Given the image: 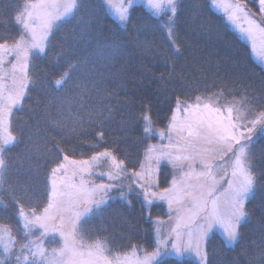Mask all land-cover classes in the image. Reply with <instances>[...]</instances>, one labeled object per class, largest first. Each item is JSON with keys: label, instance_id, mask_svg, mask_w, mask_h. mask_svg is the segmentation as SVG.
Wrapping results in <instances>:
<instances>
[{"label": "trees", "instance_id": "16d2710c", "mask_svg": "<svg viewBox=\"0 0 264 264\" xmlns=\"http://www.w3.org/2000/svg\"><path fill=\"white\" fill-rule=\"evenodd\" d=\"M34 1L0 0V37L19 39L25 30L15 16ZM239 1L264 27L258 0ZM135 7L133 20L122 23L109 13L103 0H79L74 14L54 25L49 56L41 57L36 67L30 63L31 82L12 115L16 140L6 148L9 167L0 168V177L7 181L0 194L9 184L26 211L44 207L41 202L44 199L46 203L48 198L51 169L65 155L88 159L108 149L128 168L141 170L145 148L161 141L158 132L167 129L177 99L195 103L199 96L205 103L217 102L223 109L230 106L234 117L238 109L248 119L252 118L249 109L260 110L253 101L264 104V66L253 58L249 45L210 0H177L173 15L175 47L159 27L167 17H157L141 4ZM64 72L71 78L57 88L54 81ZM34 73L40 74L38 81ZM146 108L156 132L145 137L143 122L136 118ZM252 139L246 149L248 164L260 175L246 204L251 214L241 222L242 236L234 245L213 231L206 246L210 264H264V131L257 128ZM159 168L157 181L163 189L171 181L170 167L163 164ZM16 174H21V185L14 184L12 177ZM31 175L36 178L32 183ZM121 182L129 183L127 179ZM124 190L126 199L110 200L115 214L107 220L103 235L99 226L98 237H113L115 242L120 232L117 242L110 243L113 247L116 244L125 251L146 244L152 251L153 219L174 212L166 203L148 205L136 191ZM18 211L14 202H0V224L11 228L15 239L21 240L29 232L21 229L23 220ZM30 237L24 242L34 241ZM166 264L197 262L170 256Z\"/></svg>", "mask_w": 264, "mask_h": 264}, {"label": "snow or ice", "instance_id": "6c2138e0", "mask_svg": "<svg viewBox=\"0 0 264 264\" xmlns=\"http://www.w3.org/2000/svg\"><path fill=\"white\" fill-rule=\"evenodd\" d=\"M136 3L137 0H122L116 10L119 21L124 23L133 20L137 12ZM144 3L153 15H159L165 7L172 13L177 12L176 0H144ZM76 7V0H68L67 3L40 0L39 4H25L24 10L15 16L16 22L22 24L25 30L19 34V39L0 37L3 41L0 43V50H3L0 65L5 63L4 55L15 53V60L9 62L15 90L6 96L0 93V98L3 99L0 104V126L3 125L4 118L11 114L12 107L20 104L26 94L31 82L28 75L30 63L36 67L41 57L49 56L47 48L54 25ZM244 7L246 5L237 6L238 9ZM259 7L264 13V0H259ZM159 27L167 32L175 47L176 29L173 16H168ZM248 33L251 36L250 29ZM9 39L13 41L11 45L8 43ZM34 75L38 81L40 74ZM70 78L69 72H64L60 79L54 81V85L57 88L65 86ZM252 103L260 110L254 112L249 109L248 116H251V119L240 115L238 109L237 116L233 117V108L228 107L227 115L212 124L203 119L192 118L200 112L201 107L210 110L209 104L199 96L194 104L177 99L167 132H158L159 136L168 139L169 144L160 148L147 146L145 160L139 164L141 170L128 168L124 160L117 159L108 149L79 161L65 155L63 161L51 169V193L47 205L42 209L33 207L26 211L15 189L9 186L0 194V202L9 200L10 203L17 204L18 215L24 221V228L37 227L40 234L28 243L24 240L32 233H27L21 240H16L10 235L8 242L2 244L0 264H124L119 257L110 258L106 255L107 249L100 242L83 243L82 220L92 213L94 207L106 205L111 199L109 193L114 190L121 199H126L125 187L136 191L148 205L156 198L166 200L170 212L175 213V217L169 215L170 221L175 219V226L164 235L157 229L153 250H143L142 257L137 258L135 264H166L167 257H181L186 253L194 254L198 264H210L205 245L214 228L222 227L226 241L232 244L241 238V222L251 214L246 204L254 193L260 174L248 164L250 157L246 155V149L253 143L252 138L257 128L264 131V104H255V101ZM180 111L188 114L182 122L177 117ZM149 112L146 108L145 113L136 118L143 122L142 132L145 137L156 132ZM216 112L219 113L220 109H216ZM185 132L187 135H184ZM172 133H175V140ZM100 136L103 137V133H100ZM14 140L16 137L11 132L0 137V168L9 167L4 146L10 145ZM102 158L112 161L107 174L95 171V164ZM226 158L232 159L233 164L225 194L221 192L217 175L220 172L227 174L221 163ZM162 160L171 164L175 174L169 186L160 189L153 177L160 171ZM69 167L72 169L71 178L65 175L64 179H61L60 173H67ZM94 175H107L110 181H120L124 178L129 183L126 186L122 182L95 183L90 179ZM6 183L7 181L0 177V184ZM155 223L159 224L161 221L157 219ZM5 231L10 233L12 229L5 226ZM49 235H58L62 241L60 248L53 249L54 253L59 254L56 260L49 259L42 246L43 238ZM33 243L35 247L31 250ZM133 255H136V249L133 250Z\"/></svg>", "mask_w": 264, "mask_h": 264}, {"label": "rangeland", "instance_id": "374dc122", "mask_svg": "<svg viewBox=\"0 0 264 264\" xmlns=\"http://www.w3.org/2000/svg\"><path fill=\"white\" fill-rule=\"evenodd\" d=\"M103 1L105 2L109 13L112 16H114L117 20H119L116 10L119 8V5L122 2V0H103ZM57 2L58 3H67L68 0H57ZM78 2H79V0H76V4H78ZM32 3L39 4L40 0H35ZM176 3H177V0H176ZM257 3L259 4V0L257 1ZM136 4H141L144 7H146L147 10H149L147 8V6L145 5L144 0H137ZM210 4L212 5V7L215 10L220 12L225 17V19L230 24V26L249 45L253 58L258 63H260L264 66V27L258 20H256L252 16V13L250 12L249 9H247V7H244L243 9L237 8L238 5H245V4L240 2L239 0H210ZM75 9H73V11L70 14L63 16L61 19L68 18V17L72 16L75 12ZM61 11H62V9H61ZM149 11H151V10H149ZM173 15H174V13H172L168 7H165L159 15H155V16H157V17H159V16L168 17V16H173ZM249 29L251 30V36H249V33H248ZM253 44H254V48H253ZM9 45H11V44H9ZM0 55H3V50H0ZM14 60H15V53H11L9 55H4L5 63L3 65H0V69H2V70H0V93H2L3 96L8 95L9 92H12L15 90V87L12 83L11 63H9L10 61H14ZM26 92H27V89H26ZM22 101L20 104L14 105L12 107L11 114L4 118V123L2 126H0V137L7 135L9 132H11L13 135V132L11 129V120H12L13 111L22 104ZM225 102H227V101H225ZM2 103H3V99L0 98V104H2ZM188 103L194 104L192 102H188ZM216 103L217 102H215V104L208 103L210 106V110L203 109V107H201L200 112L198 114L194 115L192 118L193 119H203L206 122L216 124L219 119H222L224 116L227 115L226 109L228 108L227 107V108L223 109V108H221L222 106L220 104H216ZM216 109H220V112L217 113ZM187 116H188V114L184 113L183 111H180L177 113L178 120L181 122L184 119H186ZM232 116H233V113H232ZM164 131L167 132V129ZM184 135H187V132H185ZM172 137H173V140H175V133H172ZM158 138H161V141H157V143L153 144L156 148H160L162 146H167L169 144L168 139L161 137V136H158ZM14 142H15V140L10 145L4 146L5 149L7 147L13 145ZM70 159H72V158H70ZM72 160H76V159H72ZM79 160H83V159H77V161H79ZM62 161H63V159H62ZM221 163H223V166H224L227 174H224V172H220L217 175V179L220 181L219 186L221 188V192L226 194V190L228 188V180L231 178L233 160L226 158V160L224 162H221ZM163 164H164V167L166 166V164L169 165V167H170L169 174L171 176L170 177V180H171L173 175L175 174V170L172 168L171 164L167 160H162L160 162L159 167H161V169L163 168ZM111 165H112L111 159L107 160L106 158H102L97 164H95V171L96 172H103V173L107 174L111 169ZM29 166H30V164L27 165V168ZM197 170H199V168H197ZM20 175L21 174H16L12 177L15 185H18L19 183L21 185V179L22 178H20ZM65 175H67V177L71 178V175H72L71 167H69L67 173H64V172L60 173L61 179H64ZM34 179H36L34 177V175H31V183L34 181ZM90 179L95 181V183H100V182L117 183V182H121V181L124 182V179H122V178L120 181H110L108 179L107 175H104L102 177L99 175H94V176L90 177ZM153 179H155L157 181V174L155 177H153ZM37 181H38V178H37ZM49 183H50V186L48 189L47 201L45 203V200L43 199L41 202L42 205L45 204L44 206L47 205L49 197H50V193H51V174H50ZM157 183H158V181H157ZM1 186L3 187V184H0V190H1ZM8 187H9V184H8L7 188ZM44 191L46 192L45 189H44ZM118 195L119 194L118 193L115 194L114 191L110 192L109 196L111 197V199L108 200L107 204L100 207V208L94 207L92 213H90L88 216H86L82 220L83 243L93 244L95 242H100L107 249L105 254L108 255L110 258L111 257H119L121 259V261L124 262V264H135L136 259L142 257L143 250L149 251V248H147L146 244H144L142 246H134V247H131L129 250H125V251L122 250L121 251L118 249V246L116 244L114 245L115 246L114 248H111L109 241H106L105 239H103V240L98 239L99 237H101V236L98 237L99 226H100L99 232H100V234L103 235L107 231V225H106L107 220L110 219V216L115 214L116 208L115 209L113 208L114 206H113V204H111L110 200H112V199L116 200L117 197H119ZM159 201L167 204L166 200H161L159 198L152 200V202H154V203H161ZM109 204H111V205H109ZM110 206H112V208ZM117 213L119 214L118 210H117ZM171 215L173 217H175V213H172ZM97 218H100L101 221H98ZM157 219H159L161 221V223H159V224L155 223V221ZM153 223H154V238H156V230L159 229L161 235L166 234L168 231H170V229L172 227L175 226V219L170 221L169 216H167V217L165 216V217L153 219ZM21 229L27 230L29 233H32L30 238L33 240H35L36 237H39L40 229L37 227H31L30 226L29 228H24V223L22 221V228ZM213 231L219 232L225 239V234H224L222 227L216 226ZM10 235L13 236L11 232L9 233L8 231H5L4 225L0 224V249L2 251H3L2 244H3V242H8ZM119 235H120V232H117L115 239L118 240ZM16 238H17V236H16ZM111 239L113 240V237H111ZM117 240H115V242H117ZM184 240L185 241L187 240L186 234L184 236ZM134 241H135V238H134ZM105 242H109V243H105ZM113 243H114V241H113ZM131 243L133 244L132 240H131ZM235 243L236 242L229 244V245H234ZM42 246L46 250L45 254L49 259L56 260L59 258V254L53 252V249H58L62 246V241L58 235H56L55 237H53L52 235L44 237ZM120 246H121V244H120ZM206 246H207V242H206L205 247ZM34 247H35V244L33 243L30 246L31 250H34ZM134 249H136V255L135 256L133 255ZM206 250H207V247H206ZM1 254H3V253H1ZM172 256L177 257L175 255H172ZM177 258L192 259L195 262H197V264H198L197 258L195 257L194 254H191V253H186L184 256L177 257Z\"/></svg>", "mask_w": 264, "mask_h": 264}, {"label": "crops", "instance_id": "0c3cea01", "mask_svg": "<svg viewBox=\"0 0 264 264\" xmlns=\"http://www.w3.org/2000/svg\"><path fill=\"white\" fill-rule=\"evenodd\" d=\"M98 239H101V240L105 239L106 241H109L110 243L113 242V240H112L111 238H109V237H108V239H107V238H101V237H99ZM109 242H105V243H109ZM110 243H109V244H110ZM114 243H115V242H114ZM110 247H111V248H114L115 246L113 247L112 245H110Z\"/></svg>", "mask_w": 264, "mask_h": 264}]
</instances>
